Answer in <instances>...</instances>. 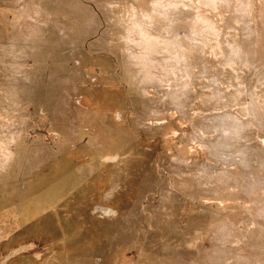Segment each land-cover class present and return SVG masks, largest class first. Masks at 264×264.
<instances>
[{
  "label": "rangeland",
  "instance_id": "1",
  "mask_svg": "<svg viewBox=\"0 0 264 264\" xmlns=\"http://www.w3.org/2000/svg\"><path fill=\"white\" fill-rule=\"evenodd\" d=\"M0 264H264V0H0Z\"/></svg>",
  "mask_w": 264,
  "mask_h": 264
}]
</instances>
